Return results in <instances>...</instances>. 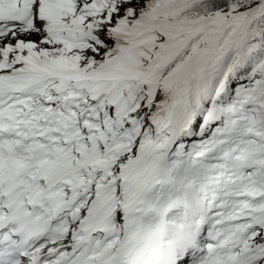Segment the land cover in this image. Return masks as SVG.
Returning a JSON list of instances; mask_svg holds the SVG:
<instances>
[{"label": "snow or ice", "instance_id": "obj_1", "mask_svg": "<svg viewBox=\"0 0 264 264\" xmlns=\"http://www.w3.org/2000/svg\"><path fill=\"white\" fill-rule=\"evenodd\" d=\"M0 264H264V0H0Z\"/></svg>", "mask_w": 264, "mask_h": 264}]
</instances>
